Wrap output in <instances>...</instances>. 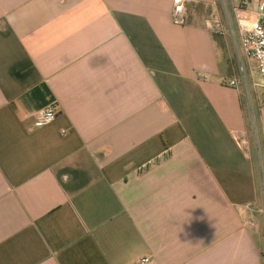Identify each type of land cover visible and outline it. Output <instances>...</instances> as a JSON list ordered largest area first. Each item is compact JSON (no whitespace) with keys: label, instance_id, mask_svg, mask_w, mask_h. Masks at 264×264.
I'll return each instance as SVG.
<instances>
[{"label":"crops","instance_id":"0c3cea01","mask_svg":"<svg viewBox=\"0 0 264 264\" xmlns=\"http://www.w3.org/2000/svg\"><path fill=\"white\" fill-rule=\"evenodd\" d=\"M229 5L0 0V264H264Z\"/></svg>","mask_w":264,"mask_h":264},{"label":"built area","instance_id":"2783aa9c","mask_svg":"<svg viewBox=\"0 0 264 264\" xmlns=\"http://www.w3.org/2000/svg\"><path fill=\"white\" fill-rule=\"evenodd\" d=\"M188 0H174L173 7V22L177 25H186L188 21ZM249 0H243L240 5H235L231 9H227V21L230 22V14L237 24V37H239V53L238 56L245 57L247 61L253 63L258 71L260 78V99L264 102V0H253L252 9H248ZM246 6V7H244ZM229 10V13H228ZM245 13L248 16L246 18H239L237 13ZM207 28L214 34L225 35L226 33L234 32L236 35V29L227 28L223 22L216 18L208 22ZM236 37V38H237ZM223 84L230 87H239L240 84L236 79L224 80ZM57 108L55 105H49L40 109L35 114V121L39 127H45L52 124L57 118ZM264 133V129H263ZM241 144L245 148H249L247 137L240 135L239 138ZM259 154V161L261 163V204L260 207L256 205L247 206L245 209L247 215L246 223L250 227L256 226V220L254 216L261 214L264 221V166H262L263 156L261 149L257 150ZM150 258H144L140 261V264L150 263Z\"/></svg>","mask_w":264,"mask_h":264},{"label":"rangeland","instance_id":"374dc122","mask_svg":"<svg viewBox=\"0 0 264 264\" xmlns=\"http://www.w3.org/2000/svg\"><path fill=\"white\" fill-rule=\"evenodd\" d=\"M228 2L231 6L232 3L240 5L241 3L235 0H221ZM249 4L253 0H249ZM246 7V6H244ZM231 7H229V10ZM228 10V13H229ZM233 16V15H232ZM230 14V22L225 20L224 25L227 28L236 29V35L234 32L226 33L225 35L218 36L224 37L225 42L229 46L230 58L233 61L235 72L232 76L239 82L241 94L245 106V112L249 123V137H247L248 146L251 149V154L257 156L259 159L258 149H261L262 155H264V102L260 99V78L258 71L253 63L246 60L245 57H239V37H237V24ZM227 35V36H226ZM237 37V38H236ZM264 157V156H263ZM262 218V217H261ZM262 223H264L262 219ZM263 237H264V226H263Z\"/></svg>","mask_w":264,"mask_h":264}]
</instances>
